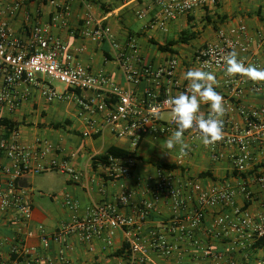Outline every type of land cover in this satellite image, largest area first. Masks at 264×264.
Listing matches in <instances>:
<instances>
[{"label": "crops", "instance_id": "1", "mask_svg": "<svg viewBox=\"0 0 264 264\" xmlns=\"http://www.w3.org/2000/svg\"><path fill=\"white\" fill-rule=\"evenodd\" d=\"M57 2L60 5L68 4L69 11L62 19L65 22L52 27L50 33L67 46L69 54L72 55V60L68 63L71 66L82 64L95 74L111 77L116 85L132 91L139 101L145 100L152 93L159 92L153 77H139L138 81L128 83L118 65L116 51L112 45L108 41H99L83 33L84 19L89 13L111 28L114 40L119 45H125L132 38L137 39L145 65L160 67L172 57L179 58L180 67L177 72L179 84L174 88L175 96L189 90V82L184 78V73L189 69H200L195 62L196 52L205 45L216 42L221 30L228 32L232 28L245 25L251 42L248 64L256 65L255 62L258 61L259 65L264 67V20L254 15L258 11H261L262 16L264 15V0H223L214 7L198 8L193 13L164 25L160 24L162 6L155 0H74L73 2L57 0ZM254 5L256 9L252 8ZM107 9H110L109 12H106ZM55 13L56 8L49 0H0V23H5L13 36L24 42L30 40L34 28L50 25ZM145 16H149L148 22L139 32H134L132 30L134 23L144 19ZM224 18L226 20L222 22ZM149 32L155 35L149 37ZM184 32L193 33L195 37L187 43L174 46L173 49L177 51L175 55L159 52L150 42L153 40L161 44L157 37V34L161 33L176 34L178 36L174 40H179ZM60 61L65 65L68 64L64 57ZM212 73L218 81L215 90L224 97V101L239 99L241 107L246 109H257L264 104V97L252 90V82L239 76L230 77L226 72ZM39 81L41 83L38 85H20L16 88V93L27 91L28 98L15 109L11 110L6 103L0 104V117L15 124L13 131L0 126L7 139L16 132L20 144L26 147L34 148L38 140L49 142L53 150L48 153L46 161H67L69 166L82 173L83 177L79 182H74L71 176L53 168H48L40 174L29 172L22 175L17 184L32 203L33 218L29 224L23 225L17 221L15 210L4 212L0 209V264H124L128 254L124 249L126 238L122 230L115 233L111 247H106L102 239H94L90 244H86L76 236L68 237L65 242L62 239L55 241L51 237L58 232L61 224L70 220L73 214V211L64 206L65 192L70 193L76 201L79 216H85L95 204L117 200L119 189L116 183L108 179L106 170L101 164L97 167L93 166V157L105 154L111 147L129 151V140L118 138L109 131L91 138L83 137L82 133L90 116L81 114L74 99L48 102L42 94L43 84H49L59 92L68 91L64 86L56 87L47 81ZM4 86V80L0 76V93ZM238 88L243 90L242 98L236 96ZM75 95L86 98L93 96L89 92H76ZM209 112L210 106L202 102L200 114ZM166 114L170 117L169 112L163 113L161 119L164 121L169 119L165 117ZM231 117L234 124L243 125V118L238 110L235 109ZM171 136L147 138L143 141L136 153L137 165L133 176L126 180L133 196L128 206L119 208L122 214L141 225V236L145 240H149L152 233L158 232L178 247V251L170 258L151 252L147 264H175L178 260L184 264H232L233 262L263 264L264 247L254 249L257 240H246L219 232L216 235L211 231L215 216L222 212L220 208L206 212V219L201 229L196 232V240L201 246L222 253L224 256L221 260L204 257L193 243L185 241L180 234L169 232L168 227L173 216L169 200L163 199L154 210L150 211L145 220L141 219L140 211L143 203L151 199L146 185L149 178H156L158 168L155 164L158 162L175 166L173 170L175 179L183 184L189 180L205 188L227 183L234 186L237 184L236 178L233 177V157L237 153L235 147H222V157L214 161L201 140H198L196 149L186 158L184 165L178 167L176 161L179 146L171 150L166 147V139ZM184 140L191 149V140L188 137H184ZM252 152L257 163L264 162V147H256ZM0 164L9 165V160L3 154H0ZM205 173L209 175L203 176ZM39 176H45V182L51 188L57 189L50 195L55 204L52 208L36 204L33 199L35 180ZM2 177L7 179L3 174ZM252 190L254 198L248 206L244 195L239 191L235 199L239 207H244L256 217L264 214V188L255 186ZM187 206L188 211L196 206L194 193ZM40 225L45 227L46 234L50 238L48 248L44 246L43 239L37 231ZM30 230L35 232L27 236ZM19 240H23L27 250L25 254H16V257L22 258L21 260L13 259L11 252ZM123 249L122 255L115 256Z\"/></svg>", "mask_w": 264, "mask_h": 264}, {"label": "built area", "instance_id": "2", "mask_svg": "<svg viewBox=\"0 0 264 264\" xmlns=\"http://www.w3.org/2000/svg\"><path fill=\"white\" fill-rule=\"evenodd\" d=\"M73 1L69 0V2ZM155 1L162 6L160 24L164 25L181 16L189 15L198 8L214 7L223 0ZM50 3L56 8L51 24L34 28L28 42L15 38L9 27L5 23H0V76L5 85L0 93V104L6 103L13 110L28 98L27 91L21 94L15 92L18 86L38 85L41 83L39 80L49 83L57 81L68 92H59L49 84H43L42 94L50 103L72 99L76 101L81 114L90 116L82 133L83 137L91 138L109 131L118 138H127L130 146L127 157L110 158L108 164H101L106 170L108 179L115 182L119 189L117 200L95 204L85 216H79L76 201L70 193L65 192L64 206L73 211V214L69 221L61 224L58 232L51 239L55 241L62 239L65 242L68 237L76 236L86 244H90L94 239H102L106 247H111L115 233L122 230L128 245L126 249L128 255L124 264H147L151 252L164 258L173 257L178 247L165 235L152 233L150 239L145 240L141 236V225L122 214L119 208L128 206L133 196L126 180L133 176L137 165L136 153L143 141L147 138L171 136L176 131L177 126L165 101L175 96L173 91L179 84L177 72L180 60L172 57L160 67L145 65L137 39L132 38L125 45H119L114 40L111 28L89 13L84 19L83 33L99 41H108L112 45L116 51L118 65L124 72L127 82L138 81L139 77L144 76L153 77L159 92L152 93L145 100L139 101L132 91L116 85L111 77L95 74L82 64L71 66L68 63L72 60V55L69 54L67 46L61 39L51 35L50 31L52 27L65 22L62 19L68 15L69 5H60L57 0H51ZM247 32L245 25L232 28L228 32L219 31L216 42L196 52L195 62L205 71L226 72L223 58L235 49L239 53V58L248 65L251 42ZM63 57L66 58L67 65L60 61ZM255 63V66L264 68L258 61ZM252 90L264 97V82L253 83ZM77 91L89 92L93 96L78 97L75 95ZM236 94L237 97L242 98L243 90L238 88ZM240 101L239 99L224 101L226 107V114L222 117L224 138L206 147L214 161L222 157V147L236 148L237 153L233 157V177L236 178L237 184L234 186L227 183L207 188L190 180L183 184L175 179L174 169L164 171L163 168H158L156 178H149V184H145L151 199L143 203L140 211L141 219L145 220L150 211L154 210L163 199L169 200L173 211L169 232L180 234L185 241L198 247L204 257L215 260H221L224 255L209 247L201 246L196 240V232L201 229L208 210L218 208L222 210L215 216L212 224L211 231L216 235L219 232L251 241L264 238V214L253 217L244 207H239L235 199L239 191L244 195L246 203H249L254 198L252 188L255 186L264 188V162L257 163L252 152L256 147H264V104L257 109H246L241 107ZM235 109L243 118L242 126L232 121L231 113ZM165 112L170 113L167 121L161 119V115ZM210 114L211 112L202 116L208 117ZM184 137L191 140V149L186 156L178 155L176 161L178 167L184 165L186 158L196 149L200 140L199 133L194 130L186 131ZM52 150L53 146L49 142L41 140L36 141L34 148L26 147L20 144L16 132L7 139L0 126V154L9 160V165L0 164V209L4 212L15 210L17 221L23 225L29 224L33 218L32 203L17 184L23 174L29 172L40 174L48 168H53L62 174H68L74 182H79L83 177V174L70 167L67 161L47 162L46 157ZM2 174L7 176V179L3 178ZM192 193L195 194L196 206L188 211L187 205L192 200ZM37 231L43 239L44 246L48 248L50 238L46 234L45 227L40 225ZM33 232L35 230H30L26 235H33ZM26 251L23 240H19L11 252L12 255H16L25 254ZM175 264L184 263L178 260Z\"/></svg>", "mask_w": 264, "mask_h": 264}, {"label": "clouds", "instance_id": "3", "mask_svg": "<svg viewBox=\"0 0 264 264\" xmlns=\"http://www.w3.org/2000/svg\"><path fill=\"white\" fill-rule=\"evenodd\" d=\"M223 60L228 76H241L253 83L264 82V68L254 64L246 65L235 49L228 52ZM184 78L189 82V90L165 101L177 126L172 136L166 139V147L171 150L179 146L181 156L188 155L190 150V145L184 140V133L188 130L197 131L205 147L222 141V117L226 114L224 97L215 90L218 81L211 71L189 69L184 73ZM202 102L210 106L211 114L208 117L200 115Z\"/></svg>", "mask_w": 264, "mask_h": 264}, {"label": "trees", "instance_id": "4", "mask_svg": "<svg viewBox=\"0 0 264 264\" xmlns=\"http://www.w3.org/2000/svg\"><path fill=\"white\" fill-rule=\"evenodd\" d=\"M45 1H47V0H45ZM49 1H51V0H49ZM109 10L110 9H107L106 12H109ZM261 14H262L261 11H258L254 15L259 17L260 19L264 20V15L262 16ZM225 20H226V18L222 19V22L225 21ZM209 21H212V20L209 19ZM194 37H195V35L193 33L190 34V33L184 32V33H182L180 35L179 40L170 41V42H168V43H166L164 45H161V44H159V43H157V42H155L153 40H150V42H151L152 45L157 47V50L159 52L170 53L172 55H175L177 53V51H175L173 49L174 46H176V45H178L180 43H187L191 38H194ZM77 92H79V91H77ZM0 125L5 127L6 129L10 130V131H13L14 130V126H15V124L12 123L10 120L2 118V117H0ZM54 128H59V126H54ZM128 155H129V151H127V150H123V149H120L118 147H111V148H109L107 150V152L105 154L93 157V166L97 167V165H99V164H104L105 165V164H108L110 158H123V157H127ZM155 166L157 168H163V169H175L176 168L173 165L162 163V162L156 163ZM206 175H209V173L203 174V176H206ZM248 205H249V203L246 204V206H248ZM260 247H264V238L259 240L258 242H256V244H254V249H258ZM127 248H128V245H125L124 249H127ZM124 249L121 252H117L115 254V256L122 255L123 252H124ZM12 256H13V259H17L18 258V257H16L15 254L12 255ZM18 259L21 260L22 258L20 257Z\"/></svg>", "mask_w": 264, "mask_h": 264}, {"label": "rangeland", "instance_id": "5", "mask_svg": "<svg viewBox=\"0 0 264 264\" xmlns=\"http://www.w3.org/2000/svg\"><path fill=\"white\" fill-rule=\"evenodd\" d=\"M256 5H254L252 8L256 9L255 7ZM149 20V16H145L144 19L142 20H138L136 23H134V25L132 26V30L134 32H139L141 30V28L143 27L144 24H146ZM155 34L153 32H149L148 36H154ZM158 36V41L161 44H165L171 40H174L178 35L176 34H168V35H164V34H157ZM153 47V46H152ZM52 84H54V86L56 87H60L63 86L61 85L59 82L57 81H51ZM165 117H169L168 114H166ZM164 144V143H163ZM61 180V179H58ZM36 185L33 188V199L35 201L36 204L42 205L46 208H52L55 206V204L52 202L50 195L53 191L57 190L56 188H51V186H49L45 181V176L41 177L39 176V178H37L36 180Z\"/></svg>", "mask_w": 264, "mask_h": 264}]
</instances>
